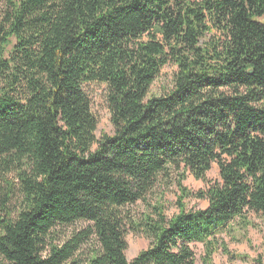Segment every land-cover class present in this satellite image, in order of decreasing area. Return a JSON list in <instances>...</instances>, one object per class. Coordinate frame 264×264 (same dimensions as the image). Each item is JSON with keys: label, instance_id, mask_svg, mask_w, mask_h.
Returning <instances> with one entry per match:
<instances>
[{"label": "trees", "instance_id": "16d2710c", "mask_svg": "<svg viewBox=\"0 0 264 264\" xmlns=\"http://www.w3.org/2000/svg\"><path fill=\"white\" fill-rule=\"evenodd\" d=\"M89 83L106 85L111 134L96 136ZM250 212L264 217V0H0L2 264H195V242L204 264L235 259L218 236ZM127 231L149 241L130 260Z\"/></svg>", "mask_w": 264, "mask_h": 264}, {"label": "rangeland", "instance_id": "374dc122", "mask_svg": "<svg viewBox=\"0 0 264 264\" xmlns=\"http://www.w3.org/2000/svg\"><path fill=\"white\" fill-rule=\"evenodd\" d=\"M10 48V47H9ZM176 70V66L173 64L165 65L159 72L155 81L151 85L150 94H161L167 91L171 86L172 76ZM106 85L100 83H89L85 85L90 101L91 110L97 119L96 136L99 137L103 133L111 134L113 127L110 121V113L106 101ZM206 177L210 181H219V172L216 163L211 165L210 170L207 172ZM183 184L187 189L194 194L200 189L205 188V183L201 180L193 178L191 175H187L183 181ZM177 191L175 186L170 187L165 191L161 204L164 214L167 217H171L177 213L176 197ZM147 201L153 205L154 199ZM147 202L138 201L128 207L133 214L134 219H139L144 213L149 210L146 206ZM184 204L187 209L205 208L207 201L204 199H197L193 196L184 199ZM248 220L251 222L244 230H235L230 236L228 233L219 234V239L224 241V246L227 250L234 254L235 259H231L228 253L222 251L220 248L212 254L209 264H255L254 260L260 256L262 264H264V217L254 213H248ZM83 222H77L75 224L64 227L65 234L68 235L73 229H78ZM245 233V237L242 234ZM125 240L127 248L125 250V256L128 260L136 256V254L147 247L148 239L139 232L127 231L125 234ZM192 250L195 256V264H204V248L203 244L195 242L191 244ZM87 247L83 248V252ZM2 258L0 257V264H2Z\"/></svg>", "mask_w": 264, "mask_h": 264}]
</instances>
